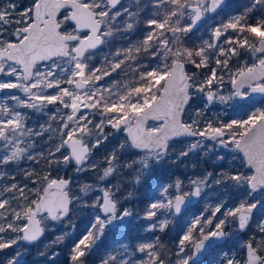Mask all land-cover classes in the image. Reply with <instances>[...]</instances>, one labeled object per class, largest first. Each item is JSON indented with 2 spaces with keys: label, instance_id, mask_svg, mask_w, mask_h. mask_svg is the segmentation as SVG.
Instances as JSON below:
<instances>
[{
  "label": "snow or ice",
  "instance_id": "snow-or-ice-1",
  "mask_svg": "<svg viewBox=\"0 0 264 264\" xmlns=\"http://www.w3.org/2000/svg\"><path fill=\"white\" fill-rule=\"evenodd\" d=\"M227 8L0 0V264H57L61 244L64 264H264V0ZM201 156L213 171L166 178ZM178 220L173 249L156 233Z\"/></svg>",
  "mask_w": 264,
  "mask_h": 264
},
{
  "label": "rangeland",
  "instance_id": "rangeland-1",
  "mask_svg": "<svg viewBox=\"0 0 264 264\" xmlns=\"http://www.w3.org/2000/svg\"><path fill=\"white\" fill-rule=\"evenodd\" d=\"M28 4H26L25 6H27ZM227 12H229V13H237V12H239V11H241V10H236V9H234V7L233 6H231V5H228V8H227V10H226ZM226 19H227V15H226ZM221 20L218 18V17H216L215 18V20H209L208 21V24L210 25V24H214V23H219ZM208 25H203L202 26V28H201V32L200 33H198L199 35H201V34H204V29L207 27ZM188 70L191 72V71H200V70H196V69H193L192 67H189L188 68ZM201 71H203V70H201ZM223 106H217L216 108H213L212 109V112H210L209 113V115L211 116V115H213V114H215L217 111H219L221 108H222ZM234 110H236V108L235 109H233V108H229V109H227V112H229V111H231V112H233ZM180 147H183V145L181 144V145H178L177 146V148L179 149ZM112 149V148H111ZM111 151V150H110ZM192 158H194V159H192V160H190L189 162H188V168L192 171V172H194V175H200V174H202L203 173V171H205V170H207V171H213V169H214V167H215V165L213 164V160H214V158H211V159H209L208 157H204V156H201L200 157V159H201V161H203V160H207V164H208V166H204V165H206V163H204V162H201V163H199V164H197V166L195 167V168H193L192 167V161L194 160H196L197 159V157H192ZM229 161H224V163H228ZM238 163V162H237ZM193 174V173H192ZM191 174V176H193ZM92 175V174H91ZM190 176V177H191ZM200 204H203L202 205V207L204 208V203L203 202H200ZM201 207V209H199L200 211H202L203 210V208ZM194 212H197V211H194ZM84 213H81V214H79L78 216H76L75 218H74V220H73V222L76 220V219H78V218H83L84 217ZM187 219L188 220H191L192 219V216H191V214H188L187 215ZM183 222V221H182ZM257 223H259V220L257 221ZM255 224H256V221H255ZM254 224V225H255ZM257 225V224H256ZM175 227H174V225L173 226H170V228L168 229V231H167V233L165 234V237H164V242H166V244L169 246V247H171V248H175V245H176V243H177V240H176V237H174L173 235H175ZM50 232V234H52L53 233V231H49ZM48 232V233H49ZM150 235V234H149ZM156 235H158V236H160L159 235V232H157L156 233ZM173 236V237H172ZM244 238V237H243ZM51 239H49V238H46L45 239V243H48V241H50ZM40 250H43V244L40 246ZM53 250L54 251H56V252H62V251H60V250H58V249H56V248H53ZM233 250H235V249H233ZM36 253H37V249H35V248H32L31 249V251H30V254H29V256H28V260L30 261V262H32V261H35V260H38V259H40L39 257H37V255H36ZM63 254H61L60 253V255L58 256V258H57V264H64V261L66 260V256H62ZM215 255V253L214 252H212V253H210V254H208V255H206L205 257H203V259H204V261H205V264H216V261H213V259H212V257Z\"/></svg>",
  "mask_w": 264,
  "mask_h": 264
},
{
  "label": "trees",
  "instance_id": "trees-1",
  "mask_svg": "<svg viewBox=\"0 0 264 264\" xmlns=\"http://www.w3.org/2000/svg\"><path fill=\"white\" fill-rule=\"evenodd\" d=\"M18 1H20L21 3H30V0H18ZM248 2V0H228L227 1V4L228 5H231V6H233L234 7V9H236V10H241L242 11V9H243V5L245 4V3H247ZM218 18L221 20V19H224V20H226V15L224 14V13H222L221 14V16H218ZM33 119H35V117H33ZM111 145H109L107 148H105V146H101V148H100V150H99V157H101L103 154H105V152L106 151H110L111 150V147H110ZM169 171V170H168ZM168 171L166 172V174H165V176L167 177V176H170V175H172L173 173H175V171H173V173H171L170 175H168ZM73 173V170L70 168V169H68V174H72ZM64 174V172H61V175H63ZM140 192L142 193L140 196H143L144 195V189L142 188V189H140ZM143 204H136V207H138V208H143ZM199 209H201V207H199ZM198 210V209H197ZM196 210V208H195V211H197ZM82 220V219H81ZM81 220L79 221V220H75L74 222H73V224H75V226H76V228H75V231L76 232H78L79 230H80V228H81ZM255 221H256V224H257V219H254L253 220V222L251 223V225H250V229L249 230H247V233H248V235H250L251 233H253V232H256L257 231V225L255 224ZM255 224V225H254ZM63 226L62 225H58L57 227H56V229H55V231H53V233L52 234H50V232L49 233H46V238H49V239H54L55 238V236L56 235H58L59 233H60V230H61V228H62ZM68 230L69 231H73V229L71 228V226H69V228H68ZM162 237H163V235H162ZM161 237V238H162ZM246 238H247V236H245ZM109 240H110V237H109ZM164 241V240H163ZM109 243V241H107V239L103 242V244H101V246H100V248H99V255H102L103 254V251H104V246L106 245V244H108ZM166 243V242H165ZM239 245L237 244L236 245V247H238ZM53 248H56V249H58V250H60V251H62V252H60L61 254H63L62 256L64 257V256H66V252H67V249L65 248V246L63 245V244H61V245H57V246H53ZM98 263V259H95V258H93V259H90V264H97Z\"/></svg>",
  "mask_w": 264,
  "mask_h": 264
},
{
  "label": "flooded vegetation",
  "instance_id": "flooded-vegetation-1",
  "mask_svg": "<svg viewBox=\"0 0 264 264\" xmlns=\"http://www.w3.org/2000/svg\"><path fill=\"white\" fill-rule=\"evenodd\" d=\"M228 1V0H227ZM16 2L19 4V5H22V6H25L26 5V3H21L20 1H18V0H16ZM27 4H29V3H27ZM199 35V34H198ZM235 59V58H234ZM245 61H248V62H250V60H249V57L247 56V55H242L241 56V58L239 59V62L240 63H244ZM189 67H191V66H189ZM201 71V70H200ZM260 97H258L257 99H259ZM259 106V105H258ZM227 114L228 115H230V116H233L234 118H238L239 116H242V115H244V113L239 109V108H236V110H234L233 112H231V111H229V112H227ZM181 139H191V138H181ZM114 146V144L113 145H111L110 147L112 148ZM184 146V145H183ZM99 151L96 153V156L97 157H99ZM192 159H194V158H191V159H189V158H185L184 159V161H183V163H181V162H179V161H177L175 164H172L171 162H169V165H168V169H169V171H168V175H170L171 173H173V171H175V173H173L172 175H170V176H167L166 178H175V177H177V176H179L180 178H182V179H186L187 177H190L191 176V174L194 176V172H192L188 167V162L190 161V160H192ZM194 162V160L192 161V163ZM191 163V164H192ZM204 166H208V164L206 163V165H204ZM88 176H91V173H88L87 174ZM87 180V176H85L84 174H81V176H80V182H85ZM139 194L141 195L142 193L141 192H139ZM202 205L203 204H200V202L199 203H193L192 205H189L188 207H189V209H190V212H189V214H191L192 212H194L195 211V208H196V210L197 209H199V207H202ZM125 206H131V205H125ZM203 208V207H202ZM84 218V217H83ZM83 218H78V219H76V220H81V219H83ZM181 223H183L182 221H180V220H178V223H177V225H174V227H175V235H173L174 237H176V234H177V232L179 231V224H181ZM168 231V230H167ZM159 235L162 237V235H163V237H162V240H164V237H165V234H161V233H159ZM172 236V237H173ZM111 239V238H110ZM107 241H109V243H110V240L109 239H107ZM103 255V254H102ZM98 264V263H97Z\"/></svg>",
  "mask_w": 264,
  "mask_h": 264
},
{
  "label": "water",
  "instance_id": "water-1",
  "mask_svg": "<svg viewBox=\"0 0 264 264\" xmlns=\"http://www.w3.org/2000/svg\"><path fill=\"white\" fill-rule=\"evenodd\" d=\"M259 96H257V98H258ZM246 239V238H245Z\"/></svg>",
  "mask_w": 264,
  "mask_h": 264
}]
</instances>
